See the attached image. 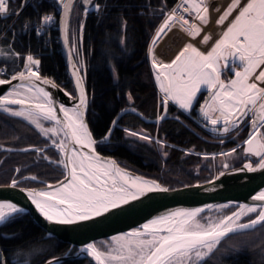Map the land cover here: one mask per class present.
Returning <instances> with one entry per match:
<instances>
[{
  "label": "snow or ice",
  "instance_id": "snow-or-ice-1",
  "mask_svg": "<svg viewBox=\"0 0 264 264\" xmlns=\"http://www.w3.org/2000/svg\"><path fill=\"white\" fill-rule=\"evenodd\" d=\"M77 2L83 6L85 18L90 7L96 12L102 11L96 0H56V6L61 11L59 23L63 41L69 46L71 75L75 78L76 94L65 92L74 101L72 106L58 103L46 90L44 86L53 89L59 86L54 81L41 77L40 60L31 54L26 56L22 70H12L8 78H2L9 72V68L5 66L7 61L13 57L19 58L20 54L14 52L10 45L0 47V86H10L0 95V112L22 118L33 125L42 136L50 139L51 144L46 147L54 148L60 158L58 161L51 160L47 155L42 158L50 164L61 166L66 173L64 180L55 187L46 184L42 189L20 190L25 192L45 221L57 225L90 221L131 201L139 200L148 193L169 191L155 181L131 176L115 161L103 159L96 152L95 146L98 142L93 138L85 121L89 98L85 89L86 74L78 43L82 42L83 22L77 30H70V17ZM25 3L26 0L22 2L21 10ZM215 11H219V7ZM159 12L164 18L151 41L153 47L149 49V53L152 55L155 81L163 94L165 114L170 102L180 110L190 112L198 94L206 93L207 98L200 105L199 112L213 132L227 135L233 130H239L246 121L249 122L250 131L243 142L246 145L243 152L245 156L258 159L255 163H244L242 168L235 171L264 170V87L260 86L264 84V70L257 74V69L264 65V0H246L243 4L242 0H230L216 20V25H224L234 12L237 14L210 50L205 53L192 43H187L170 63H163L155 57V45L175 26H179L193 39L201 36L202 26L210 22L208 0H178L171 10L166 9L165 0ZM19 14L18 10L9 8V0H0V17ZM54 20L53 15H41L36 29L37 35L43 31L44 25H49ZM123 23L126 26V22ZM24 27L27 28L28 25L25 24ZM210 40V35L201 37L203 45H207ZM112 68L113 78L118 80L114 65ZM226 71L232 72V78H222ZM14 81L17 83H13ZM127 99L129 102L133 99L130 93ZM129 110L136 112L135 108L124 111ZM164 118V115L159 116L157 122ZM44 122H50V126L46 127ZM116 126L118 119L112 121V127ZM124 131L131 137L153 142V137L142 131ZM110 135L111 128L100 143L106 142ZM155 142L161 148L164 147L163 141ZM30 150L38 154L44 153L41 148L22 149ZM236 152L237 149L234 148L220 155L230 157ZM221 167L225 170L230 168L226 162ZM226 174L231 173L220 171L216 179ZM23 179L35 181L38 177ZM18 185L19 181L13 179L9 187L17 188ZM251 199L261 203L240 204L237 211L230 215L216 217L201 215L206 209L213 208L212 205L177 209L156 217L133 231L113 236L106 247L87 243L79 252L91 257L95 264H206L207 259L229 234L256 229L257 226L264 227V190ZM216 207L219 210L228 205ZM25 211L16 203L0 201V227L14 222ZM251 214H256L255 218L241 222ZM48 236L51 237L52 233L49 232ZM4 238L12 237L4 234ZM43 251L33 249L23 253L15 250L10 257H5L4 250L0 248V264H33L34 258ZM46 264H61V261L52 257Z\"/></svg>",
  "mask_w": 264,
  "mask_h": 264
},
{
  "label": "trees",
  "instance_id": "trees-1",
  "mask_svg": "<svg viewBox=\"0 0 264 264\" xmlns=\"http://www.w3.org/2000/svg\"><path fill=\"white\" fill-rule=\"evenodd\" d=\"M174 2L175 0H166V9ZM96 3L101 5V12L89 11L85 18L78 7L74 14L76 27L80 20L84 24L82 42L78 43L89 98L85 120L93 138L98 142L96 150L114 158L121 167L153 178L169 188L204 181L222 170L218 161L213 164L214 169L210 156H201L206 155L201 153L238 148L237 144L246 135V125L223 138H212L170 103L165 118L159 122L145 123L131 113H123L109 139L100 143L112 118L123 107L135 108L149 119L160 114L161 103L158 101L157 88L147 62V47L151 35L163 18L159 9L165 0H96ZM47 10V5L35 3L29 5L21 16L32 18ZM123 22H126V26ZM8 44L13 51L21 54L34 53L35 59L40 60V75L50 77L63 89L70 86L58 43L54 40L52 52L47 53L40 50L41 42L32 33H14L12 36L6 31L0 36V46ZM11 61L12 59L7 63ZM113 65L118 80L113 78ZM12 70L19 71V67H13ZM129 93L133 98L131 102L127 99ZM190 113L194 115L192 109ZM124 129L154 135L164 141V147L161 148L158 144V149L153 142L131 137ZM47 144L48 139L27 121L0 112V146L11 149L0 150V185L16 179L19 181L18 186H39L44 181L53 182L60 178L62 167L42 158L47 155L51 160H59V154L54 148L45 147ZM25 147L41 148L44 153L22 151ZM246 159L240 147V154L229 161V166L235 167ZM200 161L202 162L199 163ZM16 169L20 171L17 172ZM26 175L36 176L38 179H23ZM235 207L229 205L223 208V213H229ZM204 214L206 212L202 215ZM254 215L244 217L242 221ZM4 234L12 238L5 239ZM102 240L106 241L101 238L94 243L101 247L99 241ZM0 248L4 250L5 257H10L15 250L28 253L33 249H43L34 258L33 264H41L50 257L69 255L74 250L73 245L54 236L49 237L31 211L20 214L14 222L0 227ZM61 264L90 263L76 257L65 258L61 260ZM206 264H264V227L257 226L256 229L229 234L207 259Z\"/></svg>",
  "mask_w": 264,
  "mask_h": 264
},
{
  "label": "water",
  "instance_id": "water-1",
  "mask_svg": "<svg viewBox=\"0 0 264 264\" xmlns=\"http://www.w3.org/2000/svg\"><path fill=\"white\" fill-rule=\"evenodd\" d=\"M79 5V3L77 2ZM82 7V5H79ZM60 16L61 11L57 17V34H58V45H59V53L63 61L64 68L68 74L70 85L72 88V94L75 95L74 83L75 78L71 75L72 68L69 63V46L64 44L63 41V33L60 28ZM25 62V61H24ZM43 78H48L52 80L48 76L41 75ZM53 81V80H52ZM13 83H17L14 81ZM59 86V85H58ZM9 85L0 86V95H3L9 88ZM46 90H48L52 95L55 101L58 103H63L65 106H72L74 101H71L66 95L65 89L62 87H58L57 89H53L50 86H44ZM69 93V92H68ZM162 96L161 93V111L160 114L154 118L149 119L144 117L138 110L136 112L127 111L125 109H130L132 107H123L118 110V112L112 118L108 130L105 135L113 129L112 121L114 119H118L123 113H131L137 116L141 121L145 123L149 122H157L158 117L165 114V109L162 104ZM207 98V94H203L200 101L198 102L195 108V115L197 119L206 125L201 113L199 112V107L203 103V101ZM15 107V106H13ZM139 113L140 115H137ZM86 121V120H85ZM161 121V120H159ZM87 123V122H86ZM207 126V125H206ZM211 127V126H209ZM250 131L249 122L246 125V135L240 143L241 153L245 156L243 152V148L246 145L243 143L247 138ZM50 145V144H48ZM46 147V146H45ZM31 147H25L24 149H30ZM8 150L10 148H2L0 150ZM11 150V149H10ZM96 152L106 160H114L111 156L103 155ZM241 164L230 167L228 170L222 169L220 171L230 172L231 174H226L221 176L219 179H216L218 172L212 175L209 179L200 182H193L190 184H185L181 186L175 187H167L165 185L160 184L153 178H148L138 173H135L129 169L121 167L116 161V164L121 168L131 174V176L136 177L139 176L143 179L149 181H155L160 184L162 187L168 188V192H153L148 193L147 195L141 197L139 200L131 201L129 204L122 206L121 208L114 209L104 216L97 217L90 221L80 222L74 225H57L54 223H49L44 220V218L39 214V212L35 209L34 205L31 204L30 200L26 197L25 192H22L20 189H42L46 184L53 185L54 187L58 184V182L64 180L65 170L62 168V176L53 182H42L39 186H18L17 188L9 187L11 181L6 185H0V201L4 202H13L18 206L23 207L25 212H33L41 226L45 230L48 235L49 232L52 233V236L68 243L69 245L74 246V250L69 255H61L55 256L59 258L60 261L65 258H76L80 257L86 259L90 264H95V261L87 256L85 253H80L79 249L86 245L87 243H94L95 240L106 238L111 240L113 236L122 235L124 233L133 231L137 228H140L143 224L149 222L150 220L159 217L161 215H165L169 212L175 211L177 209H194L198 207H205L208 205H212L213 208L206 209V211L210 210H218L216 206L222 205H236V207L226 215H230L232 212L237 211V206L240 204H259L261 202L253 201L251 199L252 196L258 194L261 190H264V170L257 172H237L235 170L243 167L244 163L255 161L258 158L248 157ZM210 181H212L210 183ZM256 215V214H255ZM255 215L252 218H255ZM250 218V219H252ZM249 220V219H248ZM241 221V222H246ZM251 230V229H248ZM247 231V230H244ZM243 232V231H241ZM238 233V232H237ZM233 234V233H232ZM52 258V257H50ZM50 258L45 259L41 264H46V261Z\"/></svg>",
  "mask_w": 264,
  "mask_h": 264
},
{
  "label": "built area",
  "instance_id": "built-area-1",
  "mask_svg": "<svg viewBox=\"0 0 264 264\" xmlns=\"http://www.w3.org/2000/svg\"><path fill=\"white\" fill-rule=\"evenodd\" d=\"M209 1H212V0H208V3ZM22 2H24V0H9V8L18 10L20 14L18 16L10 15L7 17H0V36L4 34V32L6 31H9L12 36L14 33H19V34L32 33L35 37L39 38L41 42L40 50L41 51L44 50L47 53H51L52 52V41L54 40L56 43H58L57 17H58L60 9H58L56 6V0H26L25 6L21 10ZM177 2L178 0H175L173 5L168 10H171ZM35 3H39L41 4V6L47 5L48 10L46 12H39L36 17L30 18L27 15L22 17L21 15L25 13V10L27 9V7ZM243 3H246V0H244L242 4ZM89 11H95V9L90 7ZM82 12H83V9H82ZM43 14L53 15L55 17V20L53 23L49 25H44L43 31H41L40 34L37 35L36 29L38 27L39 17ZM25 24L28 25L27 28L24 27ZM16 53H19V52H16ZM19 54H20L19 58L13 57V60H15V63H13V60H12V62L7 63L5 65L7 68H9V72L5 76L11 75V71L13 67H19V70H22L24 60L28 54L33 55V57L35 58L34 53H22V54L19 53Z\"/></svg>",
  "mask_w": 264,
  "mask_h": 264
},
{
  "label": "bare ground",
  "instance_id": "bare-ground-1",
  "mask_svg": "<svg viewBox=\"0 0 264 264\" xmlns=\"http://www.w3.org/2000/svg\"><path fill=\"white\" fill-rule=\"evenodd\" d=\"M230 0H212L209 1V24L202 26L201 36L196 37L195 39L191 38L186 32H184L179 26H175L171 29V31L167 32V35H164L162 39L158 42L154 47V55L155 57L162 61L163 63H170L173 57L181 50L184 44L190 42L197 46V48L203 52H207V50L215 43V41L222 36L223 31L226 30L228 24L232 21L237 12H234L232 16L225 21V24L222 26L216 25V20L219 14L223 11V9L228 5ZM244 0H242L243 2ZM219 7V11H215V9ZM199 23V22H198ZM210 35L211 40L207 45H203L201 43V37L203 35ZM152 43L150 44V48H152ZM152 58V55H151ZM263 65H261L260 69ZM257 69V74L260 71Z\"/></svg>",
  "mask_w": 264,
  "mask_h": 264
},
{
  "label": "rangeland",
  "instance_id": "rangeland-1",
  "mask_svg": "<svg viewBox=\"0 0 264 264\" xmlns=\"http://www.w3.org/2000/svg\"><path fill=\"white\" fill-rule=\"evenodd\" d=\"M230 3V1L228 2V4ZM78 7H79V5L77 4V6L73 9V14H72V17H70L71 18V22H70V30H76V29H78L79 28V25H80V21L78 22L79 24H78V26L76 27V25H75V18H74V14H75V12H76V10L78 9ZM227 7V6H226ZM225 7V8H226ZM224 8V9H225ZM224 9H223V11H224ZM222 11V12H223ZM221 12V13H222ZM220 13V14H221ZM219 14V15H220ZM164 18V17H163ZM163 18L161 19V21H160V23L157 25V27H156V29L154 30V32H153V34L151 35V38H150V40H149V43H148V47H147V62H148V65H149V68H150V71H151V74H152V77H153V80H154V82H155V86H156V88H157V95H158V101L160 102V99H161V93H160V91H159V87H158V85H157V83H156V81H155V76H154V71H153V69H152V58H151V54L149 53V47H150V44H151V41H152V39H153V37H154V35H155V32H156V30H157V28L159 27V25L162 23V21H163ZM218 18H219V16H218ZM217 18V19H218ZM199 22V21H198ZM197 22V23H198ZM199 24V23H198ZM70 42H71V39H72V37H71V31H70ZM219 39V38H218ZM188 43H190V42H188ZM187 44V43H186ZM186 44H184L183 45V47L186 45ZM193 44V43H192ZM194 46H196L195 44H193ZM213 46V45H212ZM211 46V47H212ZM1 47V46H0ZM183 47L181 48V50L183 49ZM197 47V46H196ZM210 47V48H211ZM210 48L207 50V51H209L210 50ZM181 50H179V52L181 51ZM178 52V53H179ZM177 53V54H178ZM176 54V55H177ZM175 55V56H176ZM175 56L173 57V59L175 58ZM12 58H10L9 60H11ZM172 59V60H173ZM171 60V61H172ZM170 61V62H171ZM260 70H264V65L262 66V68L260 69ZM259 73V72H258ZM222 78H224V79H230V78H232V72L231 71H226L223 75H222ZM260 86H262V87H264V84H261ZM203 94H205V93H203ZM199 95V94H198ZM171 103V102H170ZM173 106H174V108L176 109V110H178V111H180L181 113H183V114H185V115H187L188 116V118L190 119V120H192L200 129H202L203 131H205L210 137H212V138H215V137H218V138H223V137H225V136H227V135H220L219 133H216V132H213L212 130H211V127H209V126H206V125H204L202 122H200L198 119H197V117H196V115H195V105H194V115L193 114H191L190 112H188V113H186V112H184L183 110H180L179 109V107L177 106V105H175V104H173V103H171ZM247 122L248 121H246L244 124H242L241 126H245V125H247ZM45 123V126L47 127V126H50V122H44ZM33 126V125H32ZM34 127V126H33ZM235 130H233L232 132H234ZM39 132V131H38ZM135 132H137V131H135ZM232 132H230L229 134H231ZM44 137V136H43ZM150 137H153V143L157 146V148L159 149V146H158V144L155 142L156 140H160V141H162L161 139H159V138H157V137H155L154 135L153 136H150ZM44 138H46V139H48L47 137H44ZM164 142V141H163ZM48 144H51V140L50 139H48ZM47 144V145H48ZM232 149H234V148H231V149H227V150H223V151H221L220 153H227V152H230ZM235 149H237V152L235 153V154H233L232 156H230V157H224V156H221L220 155V153L219 154H215V155H213V156H210L209 157V159H210V161H211V163H212V165L211 166H213V168L215 169V166L213 165V164H216V161H218V163H220V165H222L223 163H228V164H230L229 163V161H231L233 158H234V156H236V155H238V154H240V146L238 145V148L236 147ZM216 155H218V156H220V158H218V156H216ZM201 156H208V155H201ZM59 158H60V156H59ZM58 161V160H57ZM202 161H200L199 163H201ZM195 168H197V167H195ZM220 168H222L221 166H220ZM25 177H30V175H26ZM12 181V180H11ZM233 206H236V205H233ZM206 212V214H204V215H202V216H212V217H216V216H222V215H226V214H228V212L227 213H223V208L222 209H219V210H210V211H205ZM252 218V217H251ZM245 221V220H244ZM99 242H101V246H103V247H106L110 242H111V240L109 241L108 239H106V241H99ZM100 244V243H99ZM100 247V246H99Z\"/></svg>",
  "mask_w": 264,
  "mask_h": 264
},
{
  "label": "flooded vegetation",
  "instance_id": "flooded-vegetation-1",
  "mask_svg": "<svg viewBox=\"0 0 264 264\" xmlns=\"http://www.w3.org/2000/svg\"><path fill=\"white\" fill-rule=\"evenodd\" d=\"M66 76H67V75H66ZM64 89H66V91H68L69 93H72L71 85H70L69 87L64 88ZM202 95H203V94H200V97H198L197 101L195 102V104H194V105H195V108H196L198 102L200 101ZM192 110L194 111V108H192ZM109 241H110V240H109Z\"/></svg>",
  "mask_w": 264,
  "mask_h": 264
}]
</instances>
